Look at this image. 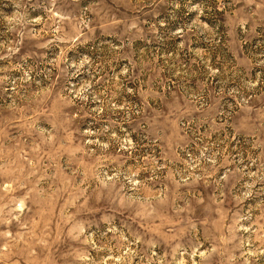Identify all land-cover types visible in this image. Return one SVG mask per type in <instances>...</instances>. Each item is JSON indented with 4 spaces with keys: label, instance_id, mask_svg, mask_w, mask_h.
Masks as SVG:
<instances>
[{
    "label": "rangeland",
    "instance_id": "374dc122",
    "mask_svg": "<svg viewBox=\"0 0 264 264\" xmlns=\"http://www.w3.org/2000/svg\"><path fill=\"white\" fill-rule=\"evenodd\" d=\"M0 264H264V0H0Z\"/></svg>",
    "mask_w": 264,
    "mask_h": 264
}]
</instances>
